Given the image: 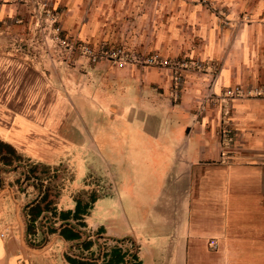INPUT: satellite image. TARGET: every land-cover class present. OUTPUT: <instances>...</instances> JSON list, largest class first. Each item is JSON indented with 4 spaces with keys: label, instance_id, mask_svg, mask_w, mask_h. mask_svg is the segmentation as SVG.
<instances>
[{
    "label": "crops",
    "instance_id": "obj_1",
    "mask_svg": "<svg viewBox=\"0 0 264 264\" xmlns=\"http://www.w3.org/2000/svg\"><path fill=\"white\" fill-rule=\"evenodd\" d=\"M32 1L0 0L15 37L41 17ZM47 4L74 40L189 63L181 79L0 42V264H105L115 247L134 264H264V95L229 88L264 86V0Z\"/></svg>",
    "mask_w": 264,
    "mask_h": 264
},
{
    "label": "rangeland",
    "instance_id": "obj_2",
    "mask_svg": "<svg viewBox=\"0 0 264 264\" xmlns=\"http://www.w3.org/2000/svg\"><path fill=\"white\" fill-rule=\"evenodd\" d=\"M32 7L35 8V13H39L42 12L41 17L37 18V22L35 21L33 28H31L32 30L35 28V26L38 25L39 22V27L38 29L40 30V34H41V39H39L38 36H34V35H30V33H32V30L28 31L27 33L28 36L27 37H15L14 34V29L13 26L14 25H21L22 23L18 22V21H0V42H2L3 44H7L8 49H14V47L22 49L25 51V49L29 48L28 46H32V44L35 43H40L41 46H43L46 49L49 50H53V51H57L58 54L61 53V55H63V58L65 57H71L74 56L75 58H77L79 61H87L90 64H93L92 61L89 60V58L84 55L81 51V47L82 45H88V46H94V47H101L102 45H106V46H110V44L106 41H102L100 43H88V42H84V41H77L74 40L72 37H69L65 34V31H63L62 28V22L60 19H58V16L55 14V12L50 9L52 8L51 5L47 4V0H38L37 2H35V0L32 1ZM38 15V16H39ZM244 22H240V25L243 24ZM227 26L229 27H233V24L228 23L227 21H225V23ZM61 29L60 32V36L65 37L66 39H68L71 43L73 49L72 51L69 50V47H60L59 44H57L55 41H53V37L56 34L55 32V28L58 27ZM19 36V35H18ZM6 46V45H5ZM18 49V50H19ZM140 54V52H137ZM156 53V52H154ZM154 53H141V54H154ZM162 56V55H161ZM164 59L169 60L170 62L173 63L172 67L178 66V70H174L175 71V75L181 79H183V71L188 68V63H189V59H187L185 57L184 54H179L175 57L172 56H162ZM103 61H108L106 59L100 60L98 63H101ZM109 62V61H108ZM96 64V63H95ZM194 71L195 72H202V71H207L206 68H204V64L200 63V61L195 60V63L193 65ZM208 68V67H207ZM212 73L213 75L217 76L215 78H219V74L221 73V67L220 66H214L212 68ZM214 78V80H215ZM236 87H247V86H241V85H237ZM264 86H262L261 88L263 89ZM231 90H234L233 87H229ZM37 174H41L43 175L42 178L44 179L45 177H48L49 181L48 182V189L49 191H53V193H51V195H55L57 191H59L58 188L61 187V184H63L62 181L60 180H56V176H57V171L53 169H40L39 171H36ZM40 175V176H41ZM59 176V174H58ZM93 183V182H91ZM64 184H67V182H64ZM92 185V184H91ZM81 195H84L85 197L81 198V201L84 200L85 204H89L91 202H93V200L98 196L97 193L95 192H91V191H87V189H83ZM103 243H107V242H103ZM109 243V242H108ZM113 246H115L113 243H110V245L105 246V248H110L112 249Z\"/></svg>",
    "mask_w": 264,
    "mask_h": 264
},
{
    "label": "built area",
    "instance_id": "obj_3",
    "mask_svg": "<svg viewBox=\"0 0 264 264\" xmlns=\"http://www.w3.org/2000/svg\"><path fill=\"white\" fill-rule=\"evenodd\" d=\"M56 34L53 37V41L59 44L60 47H69V50L72 51L73 47L72 43L66 39L65 37L62 38L60 36L61 29L58 27L55 28ZM81 51L84 55H86L90 61L93 63H98L100 60L106 59L110 63L115 64L119 68H125L131 65H139L141 67H162V68H173L175 71L178 70V66L172 67L173 63L167 59H164L160 54H139L134 50H128L123 46H106L102 45L101 47H94L88 45H82ZM217 78H215L216 80ZM214 80V82H215ZM213 82V83H214ZM216 85V84H215ZM262 86H254V85H247V87H235L233 92L238 95H250L255 93L257 95H264V87ZM4 234H2L3 236ZM123 248V247H121ZM130 254L127 255V261L130 260ZM134 264L133 262H130Z\"/></svg>",
    "mask_w": 264,
    "mask_h": 264
},
{
    "label": "trees",
    "instance_id": "obj_4",
    "mask_svg": "<svg viewBox=\"0 0 264 264\" xmlns=\"http://www.w3.org/2000/svg\"><path fill=\"white\" fill-rule=\"evenodd\" d=\"M69 233H63L65 238H69ZM127 253L123 251L120 247H115L111 250L110 253L106 254V262L105 264H131L127 261Z\"/></svg>",
    "mask_w": 264,
    "mask_h": 264
}]
</instances>
